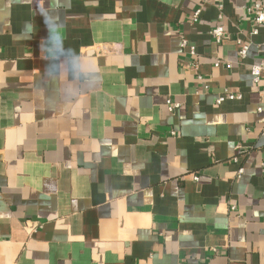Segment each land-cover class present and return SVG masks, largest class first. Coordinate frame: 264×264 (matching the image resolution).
<instances>
[{
	"label": "crops",
	"instance_id": "0c3cea01",
	"mask_svg": "<svg viewBox=\"0 0 264 264\" xmlns=\"http://www.w3.org/2000/svg\"><path fill=\"white\" fill-rule=\"evenodd\" d=\"M252 2L0 0V264H264Z\"/></svg>",
	"mask_w": 264,
	"mask_h": 264
},
{
	"label": "built area",
	"instance_id": "2783aa9c",
	"mask_svg": "<svg viewBox=\"0 0 264 264\" xmlns=\"http://www.w3.org/2000/svg\"><path fill=\"white\" fill-rule=\"evenodd\" d=\"M208 0H200V6L199 8L195 11V13L193 14V18H196L200 12V8L201 6L207 2ZM250 13L252 14V22L255 25V29L252 31V34H255L256 28L258 26H264V8L262 6V0H253L251 7L249 8ZM212 33L215 36V40L217 42L221 41V39L224 37L225 32L223 31V29L221 27H216L212 30ZM237 43L239 44V41L237 40ZM185 45V43L182 44V46ZM247 48L248 46L246 44H239L238 46V54L240 56V58H244L246 56L247 53ZM189 54L191 56L194 57L195 55V51L194 48L191 47L189 48ZM217 63V62H216ZM194 65V64H193ZM264 72V66L263 64H259V65H252L250 68V73L252 76V79L254 82H258L260 75ZM227 97L229 98H234L235 96L230 94L227 95ZM225 97L221 96L217 99V102H221ZM166 104H167V109L168 111H172L174 108H176L178 106L177 103H173L170 99H166ZM176 264H184V263H176Z\"/></svg>",
	"mask_w": 264,
	"mask_h": 264
}]
</instances>
